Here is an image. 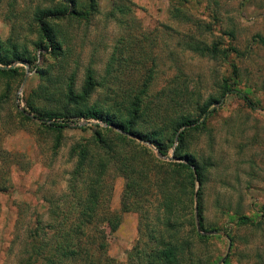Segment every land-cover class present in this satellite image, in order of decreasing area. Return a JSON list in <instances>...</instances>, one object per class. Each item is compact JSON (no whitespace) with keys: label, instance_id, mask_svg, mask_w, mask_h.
<instances>
[{"label":"rangeland","instance_id":"obj_1","mask_svg":"<svg viewBox=\"0 0 264 264\" xmlns=\"http://www.w3.org/2000/svg\"><path fill=\"white\" fill-rule=\"evenodd\" d=\"M57 2L0 0V54L13 51L35 60L33 68L13 61L4 69L20 67L18 75L0 76V264H17L32 219L37 215L47 222L46 202L65 191L75 163L71 150L92 143L104 127L92 119H70L67 127L53 131L29 112L25 99L41 84L53 91L56 103L50 107L65 103L67 90L82 92L86 71L92 72L94 85L78 106L111 107L133 96L146 77L145 94L155 104L169 97L177 81L196 90L200 103L217 100L204 126L190 131L187 145L188 154L208 164L201 187L203 231L195 230L191 220L194 202L184 198L180 233L199 264H264V0H95L87 17L53 21L63 52L55 57L38 47L44 43L34 15L54 9ZM75 2L77 11L87 9L88 0ZM188 38L216 48V53L187 51L183 42ZM34 68L48 73L50 82ZM225 81L254 108L233 94L220 98ZM44 105L49 106L38 101L39 107ZM140 144L150 151L149 165L170 161L169 150L162 157L150 144ZM146 174L141 184L154 186L158 175ZM104 181L111 187L107 205L120 223L110 235L100 230L107 255L123 263L138 229H157L166 211L151 187L129 197L128 205L135 209L122 213L124 179L109 174Z\"/></svg>","mask_w":264,"mask_h":264},{"label":"trees","instance_id":"obj_2","mask_svg":"<svg viewBox=\"0 0 264 264\" xmlns=\"http://www.w3.org/2000/svg\"><path fill=\"white\" fill-rule=\"evenodd\" d=\"M94 3L95 0H88L87 9L77 11L75 0H58L54 9L37 10L35 21L40 41L44 43L38 46L40 50L55 57L63 55L53 21L87 17L94 10ZM115 8L121 11L119 6ZM260 42L264 40L260 39ZM183 45L187 51L202 55L216 53V48L190 38ZM13 61H22L33 68L35 60H25L23 55L13 51L1 53L0 76L12 78L18 75L20 67L4 69ZM36 71L41 79L48 74H43L40 68ZM91 73L86 71L80 94L67 90L64 95L66 102H59L55 107H50L52 102L56 103L53 91L41 84L25 99L29 112L53 131L67 127L72 123L70 119H92L104 123V127L93 135L92 143H80L71 150L75 163L66 180L65 191L58 200L46 202L47 222H42L37 215L32 219L20 242L22 250L17 255V264H199L196 258H192L191 251L188 252V238L184 241L180 233L184 221L181 205L184 198L194 202L191 220L195 230L203 231L201 187L208 164L198 163L188 154L187 145L190 131L204 126L206 119L215 111L211 105L217 100L208 98L200 103L196 90L177 81L168 91L169 97L164 96L161 104H155L147 100L145 90L150 78L146 77L133 96L115 102L111 107L78 106L84 104L94 85ZM46 81L50 82V79L46 78ZM226 93L254 108L245 94L230 88L225 81L221 85L220 98ZM39 100L49 106L39 107ZM72 105L78 107L69 108ZM189 107L194 108L195 114L188 111ZM95 127L98 128L97 125ZM140 143L150 144L162 157H166L169 150L170 161L158 164V160H154L149 165L150 151ZM147 172H151L152 177L158 175L154 186L147 182L149 188H145L140 180L148 177ZM109 174L124 179L120 212L135 209L128 205L129 197L133 198L151 187L159 193L166 211L157 229L149 226L138 229L137 240L123 263H117L107 255V243L100 230V227L104 228L110 235L120 223V216L107 205L111 187L106 186L104 179ZM238 221L248 223L249 219L239 217ZM195 234L197 237L205 236Z\"/></svg>","mask_w":264,"mask_h":264}]
</instances>
